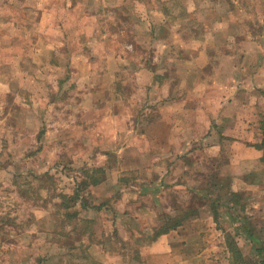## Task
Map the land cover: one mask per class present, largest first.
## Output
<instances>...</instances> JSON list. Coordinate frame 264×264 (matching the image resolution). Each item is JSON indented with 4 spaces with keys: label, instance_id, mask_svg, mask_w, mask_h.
Returning <instances> with one entry per match:
<instances>
[{
    "label": "rangeland",
    "instance_id": "rangeland-1",
    "mask_svg": "<svg viewBox=\"0 0 264 264\" xmlns=\"http://www.w3.org/2000/svg\"><path fill=\"white\" fill-rule=\"evenodd\" d=\"M5 21L0 78L14 80L0 85V264H138V237L209 216L208 197L229 203L224 188L203 189L223 155L181 141L183 132L205 136L206 110L220 107L196 108L202 99L248 119L258 110L264 130V0H0ZM13 54V68L3 65ZM75 54L82 59L58 65ZM110 79L136 117L127 108L112 121L90 96L78 100L110 91ZM161 90L191 101L179 111L172 161L155 159L171 125L168 116L151 127ZM116 128L133 143L111 144ZM142 183L151 186L142 192Z\"/></svg>",
    "mask_w": 264,
    "mask_h": 264
},
{
    "label": "crops",
    "instance_id": "crops-1",
    "mask_svg": "<svg viewBox=\"0 0 264 264\" xmlns=\"http://www.w3.org/2000/svg\"><path fill=\"white\" fill-rule=\"evenodd\" d=\"M237 1L239 2L240 0ZM0 26V30L10 27L6 21L0 23ZM3 47H6V45L1 43L0 51L2 52L3 50L10 48ZM15 51L14 54L17 55ZM14 54L6 64L3 62V65H8L13 68L17 62L16 57L13 59ZM77 58L82 59L80 55L75 54L69 59L65 60V58H63V61L60 59L58 65L72 64L75 60L77 61ZM89 60L90 59H88V61ZM81 63L86 62L82 61ZM143 65L144 67L142 68L148 71L145 64ZM87 66L89 68L91 67L90 61ZM81 74L83 75V73ZM13 80L14 75L6 74L0 78V85L2 84L6 86ZM147 82V86L150 87L153 85L152 80H147ZM117 86L118 82L114 79H110V91H102L99 90L98 87H94L93 89H90L89 92L87 91L88 93L79 95L78 100L83 101L84 98L90 96V98L93 99L92 103H94L92 109H99L100 106L105 108L106 106L109 109L108 112L110 113V120L112 121H114V115L117 114V118L119 119L118 112L127 108H129L130 111L132 110V113L135 110L136 113L131 115L136 117L138 115V110L135 109L133 105L130 106L128 104L122 94L118 91ZM254 88L255 85L252 86V89ZM157 93L158 92L156 91L155 94ZM146 94H149L147 96L150 98L152 93L151 91H148ZM231 95L228 97V100L230 101L235 99L234 97H231ZM173 96L174 95L171 93L166 95V93H163L161 90L160 96L156 97L155 100L157 105L154 104V108L156 109V119L150 122L152 124L151 127L158 125L159 121H163L165 117H171V125L169 129L170 134L167 135L166 131H163L160 139L158 138L160 146H168V149L163 151H168L166 153L160 152V157L155 158L158 161H161L162 159L167 160L168 158L169 160L171 159V161L175 160V158L179 159L176 155L177 152L173 150L172 134L173 132H179V127H177L179 111H183L185 109H183V107L187 106L188 102L191 101H189L190 99L187 101V98L189 97L188 95L180 98ZM158 99L163 102H158ZM216 99L212 98L207 103H204V100L202 99L200 101L201 104H196L195 106L196 108L204 106V104L210 106L212 102L216 106L220 105L218 109L210 108L206 110V114L211 120V123L207 125L208 127L205 129L206 135L199 137L197 134H193L195 132L192 131V128L196 130L198 128L196 127L197 124L192 127H185L188 132L193 135L183 132L184 137L181 144L186 146L191 144L192 140L201 139L198 143L199 146H202L205 149L208 148L214 156L218 154L223 155L224 162L219 168V177L227 179L229 184L232 185L235 190H240L245 193L246 198L241 211L248 217L247 222L254 228L255 233L264 240V135L260 124L261 119L259 120L261 113L258 110H254L253 112V109H251L252 113L249 119L241 113V110L238 112L227 111L226 113L225 107L222 108L219 99ZM164 105H168L167 107H170L171 111L168 113L165 112L161 107ZM144 106L143 112H146L147 105ZM88 108H84L85 112H87L86 109ZM252 108H254V106ZM143 121L145 120L143 119ZM124 122L126 121L124 120ZM130 122L133 121H128L129 125H124L123 127L126 129L131 127L133 131L137 132L140 127H137L136 125L131 126ZM124 128H116L114 138L117 140H111L110 142L111 144L116 143L117 146H120V148H118L120 150L123 149L124 146H129L130 143H133V139L130 140L129 137L124 135ZM253 130H255V135L252 134ZM27 136L32 138L33 135L28 134ZM192 147L196 149L195 144L192 145ZM120 150H118V153H120ZM100 154L104 155V152H100ZM121 154L122 153H120V155ZM143 184L145 183L141 184L142 192H145L151 184L147 183L146 187H143ZM156 188L158 187H155V189ZM218 223L209 215L204 218L196 217L188 221L186 220L182 225L166 232L159 233L158 235H154L153 232L151 233V228H148L150 231L147 232H149V234L151 233L150 236H152L150 240L145 242L144 239L146 237H138V241L143 243L138 252V264H228L229 250L225 241V232L229 230L231 222H229L227 216H224ZM240 242H242V240H240Z\"/></svg>",
    "mask_w": 264,
    "mask_h": 264
},
{
    "label": "trees",
    "instance_id": "trees-1",
    "mask_svg": "<svg viewBox=\"0 0 264 264\" xmlns=\"http://www.w3.org/2000/svg\"><path fill=\"white\" fill-rule=\"evenodd\" d=\"M262 131L264 135V130ZM95 169L97 168H94V171ZM97 179L93 182L97 183ZM210 179H212L213 181L211 183H207V186L203 188L204 191H206L207 193L213 192L215 190H218L216 189V187H219L220 189L224 188V193H227L231 196L229 203L219 202L218 200L220 199V197H208V200L213 201L215 204L213 206H210L209 211L210 215L217 221V223L224 216H227L229 218V222H231V225H229V230L225 232V241L229 252H231L232 254L230 256L231 264H237V262L240 261L241 263L246 264V261L241 252L242 246H240L239 244L240 240H242V244H244V246H250L253 249V255L255 258L254 263L264 264V240L255 233L254 228L247 222L248 217L241 211L243 209L242 206L246 198L244 196L245 193L243 191H234L230 189V184L227 179H223L215 175H212ZM146 186V184H143V187ZM224 193L222 194V196H224ZM75 195H77V193ZM75 197L72 196V198L74 199ZM181 221H183V219H181ZM181 221L176 220L174 223H171V225H167L166 228L158 231L155 230L154 235H158L159 233H163L172 228H176L181 223Z\"/></svg>",
    "mask_w": 264,
    "mask_h": 264
}]
</instances>
